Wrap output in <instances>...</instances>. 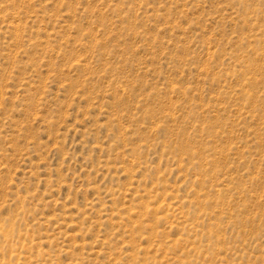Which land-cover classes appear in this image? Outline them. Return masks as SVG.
Wrapping results in <instances>:
<instances>
[{
	"label": "rangeland",
	"instance_id": "374dc122",
	"mask_svg": "<svg viewBox=\"0 0 264 264\" xmlns=\"http://www.w3.org/2000/svg\"><path fill=\"white\" fill-rule=\"evenodd\" d=\"M0 264H264V0H0Z\"/></svg>",
	"mask_w": 264,
	"mask_h": 264
}]
</instances>
